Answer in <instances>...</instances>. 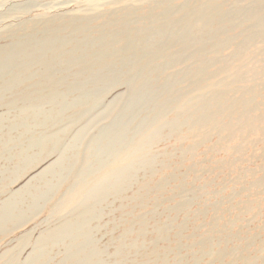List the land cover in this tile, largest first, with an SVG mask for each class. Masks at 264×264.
<instances>
[{
	"label": "rangeland",
	"instance_id": "1",
	"mask_svg": "<svg viewBox=\"0 0 264 264\" xmlns=\"http://www.w3.org/2000/svg\"><path fill=\"white\" fill-rule=\"evenodd\" d=\"M0 218V264H264V0H0Z\"/></svg>",
	"mask_w": 264,
	"mask_h": 264
},
{
	"label": "bare ground",
	"instance_id": "2",
	"mask_svg": "<svg viewBox=\"0 0 264 264\" xmlns=\"http://www.w3.org/2000/svg\"><path fill=\"white\" fill-rule=\"evenodd\" d=\"M74 141H75V140H74ZM27 161H28V160H27ZM114 187H115V186H114ZM115 191H116V190H115ZM25 196H26V195H25ZM13 198H14V197H13ZM21 199H22V198H21ZM33 199H34V198H33ZM7 201H9V200H7ZM14 201H15V200H14ZM15 202H16V201H15ZM5 203H7V202H5ZM11 203H12V202H11ZM17 204H18V203H17ZM8 205L10 206L9 203H8L6 206H8ZM15 205H16V204H15ZM15 205H13V206H15ZM4 206H5V205H4ZM4 206H3V207H4ZM6 206H5V207H6ZM10 208H11V207H10ZM11 209H12V208H11ZM15 209H16V208H15ZM12 210H13V209H12ZM3 214H4V213H3ZM9 215H10V214H8L7 216H9ZM12 216H13V215H11L10 217H12ZM3 217H4V216H3ZM0 219H1V218H0ZM3 220H4V218H3ZM11 220H12V219H11ZM1 223H2V222H1ZM2 224H3V223H2ZM2 224H1V225H2ZM4 227H5V226H4ZM84 227H85V226H84ZM65 229H66V228H65ZM58 230H59V229H58ZM70 230H71V228H70ZM64 231H66V230H64ZM3 233H4V231H3ZM7 233H8V232H7ZM49 234H52V236H53V233H49ZM57 234H59V232H58ZM57 234H55V235L57 236ZM60 234H63V233L61 232ZM60 234H59V235H60ZM59 235H58V236H59ZM47 236H48V235H47ZM43 238H44V237H43ZM43 238H41V239H43ZM52 238H53V237H52ZM48 239H49V236H48ZM45 240H46V238H45ZM49 240H50V239H49ZM40 241H41V240H40ZM40 244H41V243H40ZM42 244H43V243H42ZM64 261H65V260H64ZM31 262H32V261H31Z\"/></svg>",
	"mask_w": 264,
	"mask_h": 264
}]
</instances>
